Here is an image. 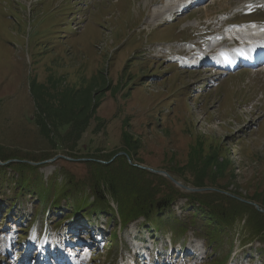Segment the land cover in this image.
<instances>
[{"label":"rangeland","instance_id":"rangeland-1","mask_svg":"<svg viewBox=\"0 0 264 264\" xmlns=\"http://www.w3.org/2000/svg\"><path fill=\"white\" fill-rule=\"evenodd\" d=\"M192 1L0 0V154L7 159H0L6 170L0 185L11 187L0 194V209L5 197H19L16 184L35 187L41 175L44 188L25 192L23 203L35 225L49 222L39 237L36 226L24 233L20 221L1 213L0 264L34 262L30 250L41 247L49 251L45 264H111L114 228L121 230L117 255L125 259L113 264H264V214L245 211L232 228L204 227L190 220L186 200L179 199L180 221L151 232L157 222L121 218L110 189L94 185L91 163L108 165L112 155L125 153L129 164L205 190L181 189L148 171L161 176L144 177L153 194L170 193L164 178L180 193H209L202 196L219 213L226 206L215 194L264 209V67L227 73L191 65L220 49L237 50L234 40L264 38V0H207L182 12ZM77 105L82 117L93 110L83 132L69 133L77 144L50 146L40 134V112L48 107L70 118ZM59 156L65 159L54 160ZM15 163L33 170H17ZM98 200L106 206L98 222L102 236L67 226L86 220ZM174 237L183 241L175 245ZM60 245L67 255L52 257ZM185 246L189 256L180 250Z\"/></svg>","mask_w":264,"mask_h":264},{"label":"trees","instance_id":"trees-1","mask_svg":"<svg viewBox=\"0 0 264 264\" xmlns=\"http://www.w3.org/2000/svg\"><path fill=\"white\" fill-rule=\"evenodd\" d=\"M96 104V103H94ZM87 110V109H86ZM93 110H91L92 112ZM40 112V111H39ZM70 118H67L64 114H60L57 112V110H52L47 107V110L41 114V116H38L37 123L39 124L40 128V134L46 138L48 144L50 146H58L60 144H77V140L73 138L72 135H69L71 130H79L83 132V129L87 126L88 121L92 117L91 112L82 117L81 114L83 113V109L77 105V107L73 108L71 111ZM44 115L45 118L42 117ZM60 115L63 118L58 117ZM70 128V129H69ZM66 129H69V131L61 137V140H59L58 134H62ZM63 131V132H62ZM54 132V135H53ZM62 132V133H61ZM112 155L111 159L112 162H109L108 165H104L98 162H92V168L94 171V185L97 187V189H100V184L102 182L105 183L104 187H108L110 189L112 198L115 199L118 203L119 207V215L123 219L127 218L128 216L135 215L136 217L140 216V218H145L146 223L150 222H157L154 223L155 231L158 233H161L163 229L166 226L174 225L175 223L179 222L180 219L176 216V214L173 211V206L176 204V202L179 199H185L186 200V209L188 212V216L190 217V220L193 222H200L202 225L207 227L208 222L210 223L209 227L213 225L214 223L218 225H224L226 228H232L234 225V220H236L238 217L241 218L243 215V212L248 211L252 212L253 214L256 213L258 215H262V213H259L256 211V209L253 206L241 203L233 198L215 194L216 196L220 197V200L224 199V205L226 206V209L223 211V213L217 212V210L212 206L213 202L210 198V201L208 199L205 200V198L202 195H206L209 193H197V194H186V193H180L179 189L173 187V185L162 178L164 180L169 188L170 193L166 195H159V194H153L152 193V186L147 184L144 180L145 176H155V177H161L156 176L154 174H151L148 171L142 170L136 165L129 164L128 161L124 156H120L114 159L116 156ZM54 157V156H53ZM0 159L5 162L7 159L4 158L0 154ZM109 161V160H108ZM15 169H32L33 168L29 165L22 164V163H15L12 165ZM5 168H0V174L5 173ZM3 179L6 178L5 175H2ZM23 183L30 182V177H26L24 175H21ZM20 176V177H21ZM38 176V175H37ZM36 176V177H37ZM41 175L37 177V185L35 187H28V186H22L21 189L15 185V188L19 189L20 195L19 197H10L6 199L5 194L3 195L5 197V201H3V210L5 213L10 214L15 211H25V203L24 201V194L25 192H31L32 194L37 192L36 190L38 188L42 189L44 188V182L40 179ZM198 180L200 181V178L196 180V184L199 185ZM3 181V180H2ZM1 182V181H0ZM4 182V181H3ZM8 184L13 186V183L10 181H7ZM200 186V185H199ZM5 188H11L10 186H4L0 185V194L4 192ZM33 189V190H32ZM100 190L96 192V194H99ZM214 194V193H212ZM93 206V210L91 215L86 212L82 207H78L77 213L85 211L86 220L76 221L78 224H86L89 226H93L94 229H98V222L99 217L104 214L102 209L104 210L106 206L102 205V202L99 200L95 202L94 204H90ZM53 210H59V207L52 206ZM90 206L87 205L85 208H89ZM263 208V207H261ZM46 211H44L45 214ZM54 212V211H53ZM96 215V218L93 217ZM94 218V219H93ZM113 220L109 219V222ZM250 220V219H249ZM175 221V223H173ZM142 226H146V224H143ZM179 229H182L184 224L180 223L177 224ZM174 229H176L174 227ZM115 234L111 235L110 241L111 244H114L117 248L116 251L119 254L121 252L119 237H118V229L114 230ZM172 243L175 245L178 244V242H182L181 238H173ZM209 240V239H207ZM115 258H113L111 264H113L114 260L119 259V255H117ZM253 255V254H250ZM115 262V261H114Z\"/></svg>","mask_w":264,"mask_h":264},{"label":"bare ground","instance_id":"bare-ground-1","mask_svg":"<svg viewBox=\"0 0 264 264\" xmlns=\"http://www.w3.org/2000/svg\"><path fill=\"white\" fill-rule=\"evenodd\" d=\"M204 1H207V0H195V3L196 5H200L201 3H203ZM183 3V2H182ZM187 3V2H186ZM185 3V4H186ZM184 4V5H185ZM188 4V3H187ZM218 4V3H217ZM222 4V3H221ZM176 6V5H175ZM166 9L168 10H171L173 9V7L171 5L168 4V6H166ZM159 14V12H158ZM209 19V18H208ZM155 22V21H154ZM251 37V36H250ZM246 38V37H245ZM247 39V38H246ZM218 40V39H217ZM258 40V39H257ZM252 42V39L251 40H248V41H244L242 40V43L243 45L247 44V43H251ZM234 44V43H233ZM223 45H224V42H223ZM231 45V44H230ZM229 46V45H228ZM236 59L234 58H225V57H220V60H222L224 63L223 65L221 66H218V64H220L219 60H214V65L216 67H220V68H224V69H233L235 67H237V65H253L255 63V58H258L259 60L263 59L264 58V50H262L261 52L259 53H254V51L252 52V55L250 56H247L245 53H236Z\"/></svg>","mask_w":264,"mask_h":264},{"label":"water","instance_id":"water-1","mask_svg":"<svg viewBox=\"0 0 264 264\" xmlns=\"http://www.w3.org/2000/svg\"><path fill=\"white\" fill-rule=\"evenodd\" d=\"M122 154H123V153H122ZM122 154H121V155H122ZM59 157H61V156H59ZM59 157L55 158L54 160L58 159ZM62 158L65 159V157H62ZM54 160L49 161V162H53ZM68 160H71V159H68ZM31 164H32V163H31ZM0 165H3V163H2L1 161H0ZM32 165H35V164H32ZM150 171H152V172H154V173H157V174H163L166 178H168L172 183H174L176 186H178V187L181 188V189L183 188V189H186V190H188V191H194V192L205 191V190H202V189L200 190V189H190V188H187V187H185L181 182L176 181L173 177H171L170 175H168V174H166V173L157 172V171H153V170H150ZM230 197L235 198V199H237V200H239V201H242V202H244V203H247V204H249V205H252V206H254V207L256 208L257 211H259V212H261V213H264V210H262L258 205L254 204V203L247 202V201L242 200V199H239V198H237V197H235V196H231V195H230Z\"/></svg>","mask_w":264,"mask_h":264}]
</instances>
